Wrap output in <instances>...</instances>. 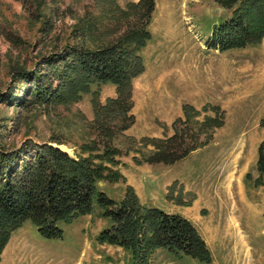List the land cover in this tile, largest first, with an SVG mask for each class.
<instances>
[{
    "label": "rangeland",
    "instance_id": "1",
    "mask_svg": "<svg viewBox=\"0 0 264 264\" xmlns=\"http://www.w3.org/2000/svg\"><path fill=\"white\" fill-rule=\"evenodd\" d=\"M139 1L118 4L127 11ZM245 1L228 8L217 0H155L148 26L153 37L140 51L146 68L133 79L130 113L136 121L112 140L120 154L111 166L123 179L99 184L117 201L132 187L145 206L188 218L213 261L157 248L149 264H264V174L257 169L264 140V37L225 52L206 45L214 26ZM90 16L104 17L102 30L116 37L131 23L125 14L102 11L98 0H0V125L8 144L29 139L41 145L59 137L66 142L59 147L75 157L83 145L101 139L91 124L95 102L118 96L116 83L93 85L69 104L22 109L10 99L11 89L21 86L17 70L46 73L45 59L74 45L96 46L80 34V20ZM184 104L195 109L185 132L191 127L188 133L198 134L202 144L172 164L147 162L159 139L175 133ZM111 224L98 205L71 223L61 222L64 234L56 239L42 237L26 221L11 233L1 264H132L131 251L98 239Z\"/></svg>",
    "mask_w": 264,
    "mask_h": 264
},
{
    "label": "trees",
    "instance_id": "2",
    "mask_svg": "<svg viewBox=\"0 0 264 264\" xmlns=\"http://www.w3.org/2000/svg\"><path fill=\"white\" fill-rule=\"evenodd\" d=\"M217 1L228 8L238 2ZM98 3L102 11L125 14L131 22L127 30L116 37L109 28L102 30L104 17H84L80 20V34L84 42L93 40L96 46L74 45L59 56L45 59L46 73L37 69L16 72L21 86L11 89L10 99L15 107L22 109L80 101L93 85L108 82L116 83L118 96L107 98L105 103L95 102L91 124L101 139L83 145L75 157L59 147L66 144L59 137L41 145L28 139L17 147L12 146L0 125V264L11 233L26 221H31L42 237L56 239L64 234L61 222L71 223L78 216L90 213L94 205L102 209V216L112 221L98 239L131 251L132 264H149L157 248L179 258L187 256L212 263L206 240L188 218L156 206H145L132 187H127L124 198L117 201L99 184L123 179L120 171L111 166L118 163L116 156L120 154L112 140L136 121L130 113L133 79L146 68L140 51L153 37L148 26L156 3L140 0L127 11L119 8L118 0H98ZM263 37L264 0H246L230 17L214 26L206 45L225 52L256 45ZM190 112L193 117L195 109L184 104V117L173 124L175 133L159 139L157 152L147 162L172 164L202 144L198 134L188 133L191 127L185 132L190 124ZM217 123L222 125V121ZM86 151L89 155H85ZM257 169L264 174V140L258 146ZM260 181L257 179L256 183Z\"/></svg>",
    "mask_w": 264,
    "mask_h": 264
},
{
    "label": "bare ground",
    "instance_id": "3",
    "mask_svg": "<svg viewBox=\"0 0 264 264\" xmlns=\"http://www.w3.org/2000/svg\"><path fill=\"white\" fill-rule=\"evenodd\" d=\"M62 150H64V151H65L64 147H62Z\"/></svg>",
    "mask_w": 264,
    "mask_h": 264
}]
</instances>
